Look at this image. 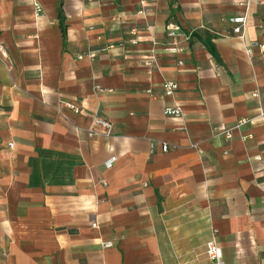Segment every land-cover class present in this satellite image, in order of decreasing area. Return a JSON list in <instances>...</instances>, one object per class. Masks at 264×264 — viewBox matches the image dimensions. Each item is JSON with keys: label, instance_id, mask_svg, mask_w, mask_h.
<instances>
[{"label": "crops", "instance_id": "0c3cea01", "mask_svg": "<svg viewBox=\"0 0 264 264\" xmlns=\"http://www.w3.org/2000/svg\"><path fill=\"white\" fill-rule=\"evenodd\" d=\"M238 1L0 0V264H210L214 231L264 264V116L237 126L264 112V4L244 43Z\"/></svg>", "mask_w": 264, "mask_h": 264}, {"label": "built area", "instance_id": "2783aa9c", "mask_svg": "<svg viewBox=\"0 0 264 264\" xmlns=\"http://www.w3.org/2000/svg\"><path fill=\"white\" fill-rule=\"evenodd\" d=\"M147 0H140V6L142 8L147 7ZM238 5L242 8V11L234 14V15H230L228 18V22L231 25V31L232 34L234 36H236L239 40H241L242 42L245 43V30H246V26L248 23V13L249 10L252 6H256V5H263L264 4V0H240L237 2ZM36 8L38 9L37 5ZM132 34L135 36V30L132 31ZM178 35H180V29L178 27H170L167 31H166V37L170 40L175 39ZM191 34L185 36V40H190ZM132 44H136V40H132L131 41ZM258 45L254 44V43H250V44H246V51L247 54H250L252 51V48L256 47ZM259 50L260 52L264 55V45H259ZM171 52H177L176 49L174 48H170L168 49ZM96 51H88L85 54H81L77 56V59H82L84 57L89 58V59H94L97 55H96ZM154 60L155 59V55H152L149 60ZM147 65L150 64V62H146ZM162 90L165 96H172L174 95L177 90H178V85L173 82V81H166L162 84ZM253 97H258V94L254 93L252 94ZM164 114L166 116H173V117H181L182 113L181 110L177 107L175 108H166L164 111ZM264 116V112L261 111L258 113L257 116L251 118V119H241L237 122V126L242 125L244 123L253 121V120H257L259 118H262ZM216 131L224 136L226 139H230L231 138V133L230 130L227 129L225 126H218L216 128ZM105 136V137H109L112 135V126L111 123L108 122L105 119L102 118H98L95 117L93 119V127L92 129L89 130V136ZM10 147H12V145H9ZM163 152L167 151V147L163 146L162 148ZM116 158H110L109 160H107L105 162V167L109 168L113 165V163L115 162ZM93 227H95V225H93ZM103 247L105 248H109L112 247V243L107 242L103 244ZM206 256L207 259L209 260L210 264H223V255H222V249L219 246L218 242H217V238H216V232L214 231L209 239V241L206 244Z\"/></svg>", "mask_w": 264, "mask_h": 264}, {"label": "trees", "instance_id": "16d2710c", "mask_svg": "<svg viewBox=\"0 0 264 264\" xmlns=\"http://www.w3.org/2000/svg\"><path fill=\"white\" fill-rule=\"evenodd\" d=\"M58 18H59V21H60V29H61L62 36L65 38V28L63 26L62 15H61V11L60 10L58 11ZM204 45L206 46V48L208 49V51L212 55H214V57H215L216 56L215 55V50H214V46L211 43V41L210 40H204Z\"/></svg>", "mask_w": 264, "mask_h": 264}]
</instances>
